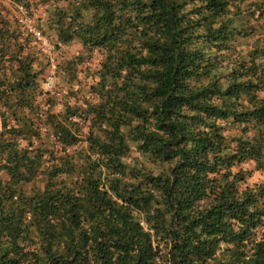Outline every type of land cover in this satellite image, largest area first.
<instances>
[{"label": "trees", "instance_id": "obj_1", "mask_svg": "<svg viewBox=\"0 0 264 264\" xmlns=\"http://www.w3.org/2000/svg\"><path fill=\"white\" fill-rule=\"evenodd\" d=\"M36 3L82 52L0 16V264H264V0Z\"/></svg>", "mask_w": 264, "mask_h": 264}, {"label": "built area", "instance_id": "obj_2", "mask_svg": "<svg viewBox=\"0 0 264 264\" xmlns=\"http://www.w3.org/2000/svg\"><path fill=\"white\" fill-rule=\"evenodd\" d=\"M0 16L12 23L21 37L27 38L36 50L40 51L46 59L43 87L50 92L57 91V67L58 47L54 40L45 34L38 25V14L36 9L25 1L18 0H0ZM64 92V90L62 91ZM61 96V95H60ZM41 107H45L43 103ZM62 106L61 99L57 101V108Z\"/></svg>", "mask_w": 264, "mask_h": 264}, {"label": "rangeland", "instance_id": "obj_3", "mask_svg": "<svg viewBox=\"0 0 264 264\" xmlns=\"http://www.w3.org/2000/svg\"><path fill=\"white\" fill-rule=\"evenodd\" d=\"M25 2H27L28 4H31L37 11V14H38V17L40 16L41 14V9L43 8L40 3L37 4L36 3V0H23ZM39 19V18H38ZM49 38H51L52 40H54V37L49 35V33H47ZM35 48V47H34ZM36 50V49H34ZM38 51V50H36ZM58 61H61V60H66V59H70L78 54H80L82 52V46L81 44L78 42V41H75L73 43H70L66 46H62L60 48H58ZM96 63V59H92L90 60L88 63H86V65H95ZM262 177L259 176L258 173H255L254 176H253V180H257V179H261Z\"/></svg>", "mask_w": 264, "mask_h": 264}]
</instances>
